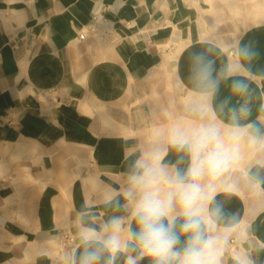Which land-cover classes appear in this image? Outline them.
I'll return each instance as SVG.
<instances>
[{"label": "crops", "instance_id": "0c3cea01", "mask_svg": "<svg viewBox=\"0 0 264 264\" xmlns=\"http://www.w3.org/2000/svg\"><path fill=\"white\" fill-rule=\"evenodd\" d=\"M198 53L216 69L212 98L190 78ZM236 79L249 85L241 123L264 136V0H0V264H78L82 228L125 216L135 229L115 206L135 161L159 143L166 164L186 167L169 130L226 123L243 99ZM216 183L234 225L222 264H264V151L242 145Z\"/></svg>", "mask_w": 264, "mask_h": 264}, {"label": "clouds", "instance_id": "9594fccd", "mask_svg": "<svg viewBox=\"0 0 264 264\" xmlns=\"http://www.w3.org/2000/svg\"><path fill=\"white\" fill-rule=\"evenodd\" d=\"M239 52L243 59L252 58L246 47ZM215 71L213 62L203 54L193 55L190 78L206 98L218 91ZM233 71L231 64L221 69L226 76ZM231 91L243 99L238 107L228 108L226 123L210 121L189 127L178 123L169 130L167 143L186 156V167L166 164L159 143L145 158L135 161L123 191L125 204L117 200L115 206L130 212L136 228L127 225L125 216L109 218L99 230L82 228L84 250L78 264H100L101 260L115 264L122 252L128 253L126 264H140L145 258H150V264H222L234 225L215 199L216 182L238 162L242 145L264 151V136L252 124L241 123L251 112L249 85L236 79ZM227 104L222 101L218 109L223 111ZM191 111L203 118L210 107L194 103ZM221 223L224 228L218 230ZM73 264L77 262L73 260ZM238 264L250 262L240 259Z\"/></svg>", "mask_w": 264, "mask_h": 264}, {"label": "built area", "instance_id": "2783aa9c", "mask_svg": "<svg viewBox=\"0 0 264 264\" xmlns=\"http://www.w3.org/2000/svg\"><path fill=\"white\" fill-rule=\"evenodd\" d=\"M85 36H86V33H81L80 35H79V37L82 39V38H85ZM54 89L53 90H51L50 91V93H53L54 94ZM53 99L54 100H57L58 98H57V96L54 94V97H53ZM73 240H74V238L71 236V235H67L65 238H64V243L65 244H72L73 243ZM232 242H234V240H231Z\"/></svg>", "mask_w": 264, "mask_h": 264}]
</instances>
